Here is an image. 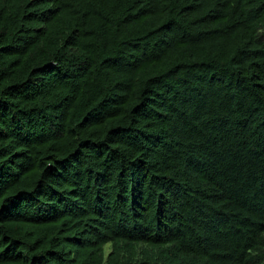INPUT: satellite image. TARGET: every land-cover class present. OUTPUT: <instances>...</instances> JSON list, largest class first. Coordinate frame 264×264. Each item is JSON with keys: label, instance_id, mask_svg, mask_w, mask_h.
Masks as SVG:
<instances>
[{"label": "trees", "instance_id": "16d2710c", "mask_svg": "<svg viewBox=\"0 0 264 264\" xmlns=\"http://www.w3.org/2000/svg\"><path fill=\"white\" fill-rule=\"evenodd\" d=\"M0 264H264V0H0Z\"/></svg>", "mask_w": 264, "mask_h": 264}]
</instances>
